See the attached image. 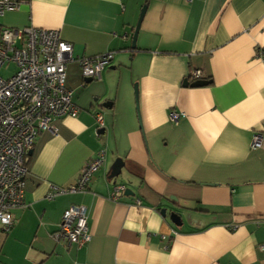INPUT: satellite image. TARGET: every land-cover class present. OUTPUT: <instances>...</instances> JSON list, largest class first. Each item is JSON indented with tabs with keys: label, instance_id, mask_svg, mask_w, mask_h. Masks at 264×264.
Wrapping results in <instances>:
<instances>
[{
	"label": "crops",
	"instance_id": "0c3cea01",
	"mask_svg": "<svg viewBox=\"0 0 264 264\" xmlns=\"http://www.w3.org/2000/svg\"><path fill=\"white\" fill-rule=\"evenodd\" d=\"M0 25L57 29L74 57L114 52L91 81L67 63L79 112L37 134L0 264H264V141L251 147L264 130V0H24ZM196 69L210 82L192 86ZM101 149L84 191L46 198ZM115 183L128 189L118 201ZM72 204L87 210L82 246L51 237Z\"/></svg>",
	"mask_w": 264,
	"mask_h": 264
},
{
	"label": "built area",
	"instance_id": "2783aa9c",
	"mask_svg": "<svg viewBox=\"0 0 264 264\" xmlns=\"http://www.w3.org/2000/svg\"><path fill=\"white\" fill-rule=\"evenodd\" d=\"M188 2L192 0H186ZM24 0H0V16L17 10ZM264 59V47L257 50ZM114 52L92 56L72 55L70 42L60 37L57 29H44L33 25L9 28L0 25V68L13 63L15 71L7 78L0 75V227L7 232L13 225L12 210L25 207V157L41 130L52 131L53 118L75 117L78 106L72 100V91L66 86V66L76 61L85 79H97L101 71L113 60ZM190 80L203 79L199 69L191 72ZM178 114L169 112V120ZM99 129L104 127L100 112L95 113ZM264 141V130L253 134L251 147ZM105 150L101 149L81 167L73 184L53 185L46 198L54 199L66 193L84 191L91 176L105 163ZM125 186L115 183L108 198L118 201ZM141 203L139 198L134 204ZM52 239L66 245L82 246L91 238L87 224L86 207L72 204L61 216ZM264 249V242L259 245Z\"/></svg>",
	"mask_w": 264,
	"mask_h": 264
},
{
	"label": "water",
	"instance_id": "95a60500",
	"mask_svg": "<svg viewBox=\"0 0 264 264\" xmlns=\"http://www.w3.org/2000/svg\"><path fill=\"white\" fill-rule=\"evenodd\" d=\"M145 8H146V5H143V7L141 8L137 23L135 25V28H134V31H133V35H132V47L135 46V41H136V38H137V34H138V31H139V27H140L144 12H145ZM86 80L87 81H91V79H86ZM208 82H210V81L209 80H205V79H198V80H195L193 83H191V85L192 86H202V85L207 84ZM184 84H187V83L184 82ZM30 153L31 152L28 151V154H30ZM123 165H124L123 161L120 158H116L115 161L113 162V164L111 165V171H110V174H109V178H114V177L119 176L120 172H121V168L123 167ZM127 190L128 189H125V192ZM161 213L163 215H165V209H162ZM171 218L173 220H176L177 216L174 213H172L171 214Z\"/></svg>",
	"mask_w": 264,
	"mask_h": 264
},
{
	"label": "rangeland",
	"instance_id": "374dc122",
	"mask_svg": "<svg viewBox=\"0 0 264 264\" xmlns=\"http://www.w3.org/2000/svg\"><path fill=\"white\" fill-rule=\"evenodd\" d=\"M143 7V5H142ZM141 7V8H142ZM141 8L139 9V13L141 11ZM15 71V66L13 63H6L0 68V75L7 78L9 77L13 72Z\"/></svg>",
	"mask_w": 264,
	"mask_h": 264
},
{
	"label": "trees",
	"instance_id": "16d2710c",
	"mask_svg": "<svg viewBox=\"0 0 264 264\" xmlns=\"http://www.w3.org/2000/svg\"><path fill=\"white\" fill-rule=\"evenodd\" d=\"M27 161H28V157H27V155H26V157H25V163H27Z\"/></svg>",
	"mask_w": 264,
	"mask_h": 264
}]
</instances>
